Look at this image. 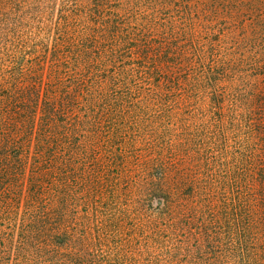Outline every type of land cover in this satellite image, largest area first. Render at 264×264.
<instances>
[{
  "label": "rangeland",
  "instance_id": "obj_1",
  "mask_svg": "<svg viewBox=\"0 0 264 264\" xmlns=\"http://www.w3.org/2000/svg\"><path fill=\"white\" fill-rule=\"evenodd\" d=\"M0 264H264V0H0Z\"/></svg>",
  "mask_w": 264,
  "mask_h": 264
}]
</instances>
